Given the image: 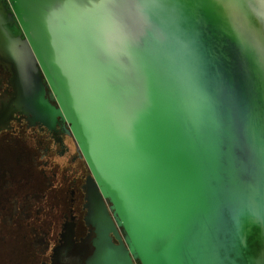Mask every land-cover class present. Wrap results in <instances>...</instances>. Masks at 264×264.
<instances>
[{
    "label": "water",
    "instance_id": "obj_1",
    "mask_svg": "<svg viewBox=\"0 0 264 264\" xmlns=\"http://www.w3.org/2000/svg\"><path fill=\"white\" fill-rule=\"evenodd\" d=\"M12 1L4 50L28 32L120 218L122 261L264 264L256 17L239 0Z\"/></svg>",
    "mask_w": 264,
    "mask_h": 264
},
{
    "label": "flooded vegetation",
    "instance_id": "obj_2",
    "mask_svg": "<svg viewBox=\"0 0 264 264\" xmlns=\"http://www.w3.org/2000/svg\"><path fill=\"white\" fill-rule=\"evenodd\" d=\"M8 15L2 25L14 30ZM10 57L0 43V264H126L119 221L74 124L46 78L44 104Z\"/></svg>",
    "mask_w": 264,
    "mask_h": 264
},
{
    "label": "bare ground",
    "instance_id": "obj_3",
    "mask_svg": "<svg viewBox=\"0 0 264 264\" xmlns=\"http://www.w3.org/2000/svg\"><path fill=\"white\" fill-rule=\"evenodd\" d=\"M226 1L232 3L233 0L232 1L231 0H226ZM239 1L241 3V8L240 7L239 8L241 9L243 15H248V17L255 16L257 24H258V27H259V28H257L258 32L259 33H263V35H264V10H262L259 7H256L255 9L253 8L254 10H250V8L248 7V2H250V1H248V0H244V1L239 0ZM209 4H210V7L212 8V10L217 15V13L219 12L218 11L219 8L215 7L211 3H209ZM16 12H17V10H16ZM232 12H234V11H232ZM17 14H18V12H17ZM17 14L13 15L15 17V19H13L14 28L20 27V25L18 23V17H20V16L17 17ZM227 26L230 29V31L235 35V37H238L239 42H241L240 38H242L243 41H245L246 48L249 50V47H248V43L249 42H247L248 39L242 32L240 33V31H237V29H238L237 26L235 24H233V23H230V22H227ZM20 34L21 33H19V35ZM27 36H28L29 40L27 38L25 40H21L17 36L13 37V38L9 37L7 50L5 51L6 54L9 55V52L13 51L12 53L15 54V56H13V58L10 57V59H11L13 65L17 68L18 71H16V72L20 75V78H21L23 84L26 83L28 85L29 84L36 85L37 88L41 92L42 101H43L42 103H44V104L47 103L46 99H45V85H44V74H45L46 78L48 79L49 84L51 85V87L54 90L55 95L57 96V99H58L60 107L62 108V111L64 113H66L68 115V118L71 120L69 113H67L65 106L62 104V99L60 97V94H59L56 86H55V83H54L51 75L49 74V72H48V70H47V68H46V66L44 64V61L42 60V58L40 57V55L36 51L35 46H34L32 40L30 39L28 32H27ZM249 46L252 48V51H251V48H250V51H248V53L252 52L255 55L256 51H254V48L252 47L251 44ZM34 52L36 53V56H37V59H38L39 63H38L37 59L34 56ZM246 55L248 56L247 53H246ZM246 55H244V56H246ZM242 58H244V57L242 56ZM260 70L264 74L263 67H261ZM259 77H260V75H259ZM258 80H260L262 82L261 78L258 79ZM260 93L262 94V91ZM261 94H260V97H261ZM75 130H76V132L78 134L79 139L82 141V138L80 137L76 127H75ZM84 150L86 151V149H84ZM84 153H85V155H87L89 162H91L96 174L99 177V181H100L102 189L104 190V194L106 196V199L109 200L108 192H107L106 188L103 186V184L101 183L100 175L98 174V172H97V170H96V168L94 166L93 160L91 159V157H90V155H89V153L87 151L84 152ZM113 210L115 211V209H113ZM116 218L119 221V223L121 224L120 218L118 217V215L116 216ZM128 243L130 244V246L132 245L130 242H128ZM131 248H132V246H131ZM136 261L139 262L138 260H136Z\"/></svg>",
    "mask_w": 264,
    "mask_h": 264
},
{
    "label": "rangeland",
    "instance_id": "obj_4",
    "mask_svg": "<svg viewBox=\"0 0 264 264\" xmlns=\"http://www.w3.org/2000/svg\"><path fill=\"white\" fill-rule=\"evenodd\" d=\"M5 10L8 14L9 12V15H8V18L11 20L12 22V18L15 19V17L13 16L14 15V10H13V1L12 0H0V43L2 45V47L4 48L3 44L5 43V36H6V29L3 27L2 24H7V21L6 19L4 18L3 14H5ZM12 29V28H11ZM13 31V29H12ZM15 33V31H13ZM5 34V35H4ZM27 37V36H26ZM21 40L25 39V36L24 35H21L19 37ZM28 39V38H27ZM39 63V61H38ZM43 72V71H42ZM44 74V73H43ZM44 77L46 78L45 74H44ZM47 82H48V79L46 78ZM45 83V81H44ZM49 83V82H48ZM50 85V84H49ZM51 87V85H50ZM52 91H53V94H54V90L53 88L51 87ZM54 97H56V95L54 94ZM110 202V201H109ZM111 204V207H112V203L110 202ZM121 231V234L123 236V239L125 238V233H124V230L123 228L120 229ZM141 264V263H139Z\"/></svg>",
    "mask_w": 264,
    "mask_h": 264
}]
</instances>
